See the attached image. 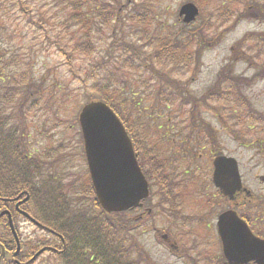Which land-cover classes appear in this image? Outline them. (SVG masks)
<instances>
[{"label": "trees", "instance_id": "obj_1", "mask_svg": "<svg viewBox=\"0 0 264 264\" xmlns=\"http://www.w3.org/2000/svg\"><path fill=\"white\" fill-rule=\"evenodd\" d=\"M189 1L200 7L197 22L203 23L185 25L177 19L180 26H166L165 21L158 24L157 8L163 0H0V101L11 102L18 97L20 116L32 118L34 114L39 135L42 131L55 135L64 132L61 129L67 130L64 115L68 100L75 98L73 91L66 94L65 87L63 97L58 98L57 78L49 88L45 80L35 75V66L28 56L32 49L13 46L19 35L12 31L9 22L16 10L20 14L17 21L35 31L41 44L63 57L77 92H85L82 107L93 101L105 102L136 138L144 172L150 176L152 196L160 203L174 201L178 197L182 162L197 166L212 147L220 148L218 130L212 129V124L223 123L229 117L231 133L238 137L241 131L235 127L243 125L244 118H264L243 95L242 88L264 78V68L249 78L235 76L229 65L221 71L214 88L200 96L192 92L193 74L201 71L203 54L215 48L241 18L229 9L215 7V0ZM207 12L209 16L205 18ZM248 42L254 44L247 46ZM235 45L230 61L257 64L264 55L262 34H250ZM228 79L230 93L223 86ZM232 95L237 99H230ZM210 112L219 120L208 117ZM47 118L52 125L48 129L44 127ZM2 161L6 160L0 155V196L14 191L33 193L30 188H4L16 187L27 176L20 175L17 165L2 169ZM183 175L190 177L185 171ZM67 186L45 190L49 197L43 193L47 187L44 186L36 193L38 199L32 200L35 206L38 200L41 207L50 206L57 221V225L51 221L56 225L53 228L67 240L65 250L53 259V264H157L137 243V254L130 248L124 214H107L98 205L99 212H94L92 220H88L90 210L79 211L77 223L66 227L67 210L80 208V202L85 203L81 198L94 193L89 182L75 179ZM45 197L49 200L47 205ZM3 207L0 202V212ZM27 211L37 218L28 207ZM118 222L121 226L114 234ZM4 240L7 241L0 235V242L9 248L10 243Z\"/></svg>", "mask_w": 264, "mask_h": 264}, {"label": "flooded vegetation", "instance_id": "obj_2", "mask_svg": "<svg viewBox=\"0 0 264 264\" xmlns=\"http://www.w3.org/2000/svg\"><path fill=\"white\" fill-rule=\"evenodd\" d=\"M257 9L261 10V18L258 16V20L264 24V6L260 5ZM23 122L26 124V120L18 116L0 117V142L5 143L4 145L0 144V155L4 156L7 161L6 151H9L11 152L9 157L14 158L15 162V164L11 162L12 167L3 165L2 169L6 170L17 165L21 170L20 175L24 173L27 176L25 177L27 180L18 181L16 187L8 186L12 189L30 188L33 191V193L28 191L15 192L4 198L8 201H4L2 204L10 211L13 219L15 213L18 222L23 216L21 212L28 213L26 207L29 204H34L35 201H32L34 198L38 199L36 193H38L39 188L56 184L69 186L75 179L77 182L87 184L90 179L83 142L79 134L75 135L73 139L71 137L65 138L62 142L52 143L50 147L40 149L36 142L37 139L33 133L29 132L28 127ZM256 124V141L254 140L256 145L249 144L248 147L255 149L259 161L257 166L264 171V118H257ZM220 127L229 133L224 125ZM130 137L136 145V138L131 135ZM240 145L243 147L242 144ZM224 152L226 151L221 148L219 150L214 149V147L211 148V158L206 159L208 162L207 171L202 170V180L198 178L187 180L181 170L178 197L174 201L164 200L163 203H160V200L150 198L146 199L141 207L130 211L129 220H127L125 227L135 232L137 237L146 236L147 233L152 232L159 245L166 250L165 257L167 260L159 261V264H230L225 255V247L226 243L229 248L238 245L236 240L249 248L238 257L242 264H264V175L255 177L258 183L257 192L246 182L241 173L243 189L237 192L233 198L226 197L213 181L214 159L219 155H225ZM136 153L144 171L142 156L137 148ZM185 172L188 176L192 175L186 167ZM144 175L149 181V174L144 172ZM205 177H207V182ZM22 183L27 184V186L23 187ZM4 188L8 187L4 185ZM33 194L36 197H33ZM26 199L28 201H25ZM81 199L87 201L90 208L94 209L95 203L92 196H83ZM154 202L161 204L159 208L151 207ZM39 206L38 200L37 209ZM156 210L159 212L157 215ZM228 211L236 213L249 228L252 235L261 241L260 246L246 242V236H236L235 234L232 238L226 236L224 240L220 233V218ZM39 217L41 218V216ZM46 217H42L41 222L35 218L37 222L42 224L43 228L32 224L34 229L43 234L49 233L52 229V220L57 224L52 214H48ZM28 223V221L19 222V225H29ZM158 223H161L162 226H157ZM117 225L119 226V223ZM235 225V222L226 223L224 232H233ZM8 230V227H5L2 232L8 234ZM57 240H59L57 241L58 244L62 243L60 238ZM63 241L65 242V240ZM5 242L12 243V240ZM41 246V249L49 247L47 244ZM6 252L7 255H12L8 263L16 264L13 247L6 249ZM17 256L19 260L26 258L23 249Z\"/></svg>", "mask_w": 264, "mask_h": 264}, {"label": "rangeland", "instance_id": "obj_3", "mask_svg": "<svg viewBox=\"0 0 264 264\" xmlns=\"http://www.w3.org/2000/svg\"><path fill=\"white\" fill-rule=\"evenodd\" d=\"M188 1L189 0H163V3L159 5V7L157 8V10L160 11V13L158 14L159 16V19L157 21L158 24L163 25L165 21L166 23H168V25L166 26L169 25L180 26L181 23L179 22L177 23V19L179 21V10L181 6ZM263 3L264 0H215L214 3L215 7H220L221 9H229L230 11L235 12L236 15L240 16L241 20L233 30L228 31L225 34L223 39L215 48L208 49L204 53L200 67L202 70L198 75H196V82L192 83L191 89L195 92V94L198 95L200 91H204L208 87H210L211 84L215 82V79L217 75L220 74V71L229 65L230 63L229 57L230 55H232L234 47L236 46L235 44L238 41L243 40L246 36L250 34L264 35V24L262 23V21H258L253 17L256 15L253 13L255 7ZM250 14L253 15L250 16ZM11 15L14 16L11 18L9 25L12 26V31H16L17 34L19 35V38L16 41H14L13 46L22 45V46H26V48L32 49V52H28V56H30L31 61L35 66V70H34V72L36 71L35 75L38 76V78H40L41 80H45L46 87L49 88L51 87L50 86L51 83H53L55 78H57L56 89L58 93V98L63 97L62 88L64 87L67 95H70L71 91L74 92L75 98L72 101L68 100L69 111L67 110L66 114L64 115L66 117L65 119L68 120L69 122V124L67 123L66 125H64V127H66L67 130L61 129L62 131L64 130V132H60V133L57 132L55 135L49 134L47 137H44V138H49V140H44L40 137L36 138L37 139L36 142L39 144V148L50 147L55 139L62 140L64 135L74 134L75 136L76 134H78L79 127L77 126L76 123L74 124V122L76 121L80 109L84 103L85 92L83 91L77 92V84L75 83L73 84L72 78L68 73V67L64 64L63 57L60 54H58V52L55 49H51V48L48 49L46 44H41V39H39L38 36H35L36 35L35 31L31 32L27 28H24V25L21 24V21H17V18H19L20 16L18 11L14 10ZM208 16H209V12L205 14V18H208ZM232 22L225 25V27H223L220 31L222 32L223 30H225V28L230 26ZM200 23H203V21H198L196 24L199 25ZM253 44L254 42H248L247 46H251ZM86 63L87 62H83L82 64L85 65ZM258 64L263 65L264 58H261L258 61ZM231 67L234 68V70H236V73L251 77L254 73L256 63L253 62L251 65L246 61L243 62L240 61L236 63V65L234 63ZM181 81L182 82L186 81V79L181 78ZM244 93L245 95H248L250 97L251 101L254 104V107L259 112H264V80L255 82L253 86L249 85L247 87V90H244ZM234 97L235 95H232L230 99ZM1 106H4V101H1ZM16 115H17V111L13 116ZM32 116L35 115L32 114ZM207 116L210 118L213 117V115H209V114ZM45 121H44L45 128H49L52 126L49 124V121L48 124H45ZM245 125L246 123L244 125L237 127L236 130L240 131L245 127ZM69 128H71L73 132H71V129ZM251 132L254 135H256V128L254 127V129L251 130ZM31 133L37 136V132H35V129L32 130ZM254 135L250 137V140L245 141L247 144H242L239 141H236L233 137H231V135L229 134L227 135L226 133H224V135L221 134L220 138L222 142L221 148L224 151H226L224 152L225 155L235 157L239 161L241 173L243 177H245L246 182L249 185H251L254 189H256L258 183L255 177L257 175L258 176L264 175V171L259 169L257 166L259 161L257 160L255 149L248 147L249 144L256 145V142H254L253 140ZM0 144L4 145L5 143L0 142ZM240 144H242L243 147ZM6 154H7L6 157L7 161H2V165L12 167L11 162L12 160H14V158L12 159L11 157H9L11 152L6 151ZM206 171H207V167H206ZM205 181L207 182V177H205ZM256 191L258 192V189H256ZM3 209L6 208L4 207ZM88 220H92V218L89 217ZM17 226L19 227V229L18 228L17 229L19 231V234H21V237L23 235V240L25 245L29 243H35L36 238L38 237H39L38 240L42 244H45L47 243V241H50L47 235H44L43 233L37 231L36 229H34L29 225L23 224ZM78 226L79 225H77V227ZM157 226H162V225L161 223H158ZM114 234H116L115 227H114ZM1 237L4 239L3 236ZM144 242L146 244V248L150 251V253L153 255L156 261L167 260V258L165 257L166 252L157 245V243L153 238V235L145 237ZM49 244L55 247H60V245L57 244L56 242H52ZM34 246L35 247L37 246L36 243L32 247ZM45 259H50V254H47L42 259H40V262Z\"/></svg>", "mask_w": 264, "mask_h": 264}, {"label": "water", "instance_id": "obj_4", "mask_svg": "<svg viewBox=\"0 0 264 264\" xmlns=\"http://www.w3.org/2000/svg\"><path fill=\"white\" fill-rule=\"evenodd\" d=\"M199 8L185 4L180 10L184 22L190 24L199 16ZM79 122L85 142V151L97 199L106 213L124 212L138 207L149 195L148 183L138 165L134 147L123 124L111 108L95 101L85 105ZM214 182L226 196L241 190L242 182L237 161L233 158L218 157L214 161ZM2 213L0 217L5 215ZM235 222L233 232H224L226 223ZM11 226L12 222H11ZM220 232L225 237L246 236L248 243L260 246L234 212L221 216ZM251 240V241H250ZM238 245L228 247L225 254L231 264H240L238 256L249 250L236 240Z\"/></svg>", "mask_w": 264, "mask_h": 264}]
</instances>
